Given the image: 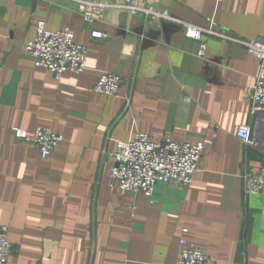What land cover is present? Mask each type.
<instances>
[{
  "label": "crops",
  "instance_id": "obj_1",
  "mask_svg": "<svg viewBox=\"0 0 264 264\" xmlns=\"http://www.w3.org/2000/svg\"><path fill=\"white\" fill-rule=\"evenodd\" d=\"M78 1L114 6L89 25ZM147 1L203 30L264 37V0ZM123 2L0 0V226L14 246L8 264H178L183 239L215 264H264V202L243 192L245 171L257 173L264 152L236 135L243 125L256 132L251 96L260 62L240 43L208 34L201 57L182 25L149 26ZM40 22L69 29L87 47L83 74L58 82L24 53ZM105 72L122 78L117 96L94 91ZM14 128L49 129L63 141L44 159ZM139 133L203 143L194 183L158 182L151 197L122 192L111 179L117 144Z\"/></svg>",
  "mask_w": 264,
  "mask_h": 264
},
{
  "label": "built area",
  "instance_id": "obj_2",
  "mask_svg": "<svg viewBox=\"0 0 264 264\" xmlns=\"http://www.w3.org/2000/svg\"><path fill=\"white\" fill-rule=\"evenodd\" d=\"M113 2L97 3L78 1L77 11L89 25L94 24L105 12L113 7ZM122 8L133 17L143 18L149 26H163L164 23L182 25L186 37L200 43L199 56L204 57L207 44L206 34L220 40L240 43L248 54L260 62V74L252 91V118L256 124L243 125L237 130V137L248 148L264 152V142L259 139L260 128L264 129V37L255 40H238L222 30H203L191 24L176 20L168 10L147 0H124ZM92 38L104 40L107 36L99 31L92 32ZM87 47L75 41L69 30L49 31L44 22L37 27L36 37L24 46V53L30 57L35 66L47 69L56 81H61L67 73L83 74L87 69ZM123 80L115 73L101 74L94 91L105 96H117ZM16 138L31 144L40 151L42 158L50 157L63 141V137L49 129L37 128L28 131L14 128ZM204 151L203 143L177 142L165 137L154 140L149 135L139 133L127 142H119L115 154L116 165L111 172V179L125 193L144 194L151 197L158 182L189 187L195 176ZM243 192L245 196H260L264 202V162L257 173L245 171L243 175ZM187 233V230L185 231ZM14 253V246L9 239L8 226H0V264H8ZM178 264H215L203 251L181 240Z\"/></svg>",
  "mask_w": 264,
  "mask_h": 264
}]
</instances>
